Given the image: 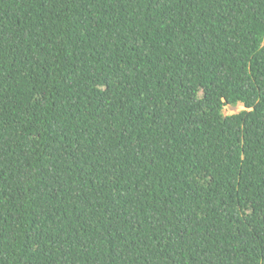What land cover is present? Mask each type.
I'll return each mask as SVG.
<instances>
[{
  "label": "trees",
  "instance_id": "obj_1",
  "mask_svg": "<svg viewBox=\"0 0 264 264\" xmlns=\"http://www.w3.org/2000/svg\"><path fill=\"white\" fill-rule=\"evenodd\" d=\"M0 264H264V0H0Z\"/></svg>",
  "mask_w": 264,
  "mask_h": 264
},
{
  "label": "rangeland",
  "instance_id": "obj_2",
  "mask_svg": "<svg viewBox=\"0 0 264 264\" xmlns=\"http://www.w3.org/2000/svg\"><path fill=\"white\" fill-rule=\"evenodd\" d=\"M246 109L244 104L242 103H239L238 105H226L224 107V112L226 115L228 114H235V113H238L242 110Z\"/></svg>",
  "mask_w": 264,
  "mask_h": 264
},
{
  "label": "clouds",
  "instance_id": "obj_3",
  "mask_svg": "<svg viewBox=\"0 0 264 264\" xmlns=\"http://www.w3.org/2000/svg\"><path fill=\"white\" fill-rule=\"evenodd\" d=\"M243 104V103H242ZM228 105H233V104H228ZM238 105V104H237ZM245 106V105H244ZM246 108V107H245Z\"/></svg>",
  "mask_w": 264,
  "mask_h": 264
}]
</instances>
